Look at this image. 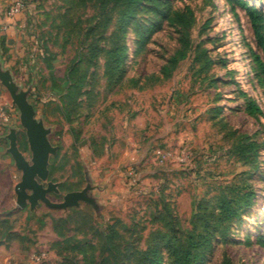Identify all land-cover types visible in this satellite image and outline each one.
Listing matches in <instances>:
<instances>
[{
	"label": "rangeland",
	"instance_id": "rangeland-1",
	"mask_svg": "<svg viewBox=\"0 0 264 264\" xmlns=\"http://www.w3.org/2000/svg\"><path fill=\"white\" fill-rule=\"evenodd\" d=\"M169 1L174 9L191 10L190 41L207 49L209 69L200 72L201 63L191 56L163 79L159 72L178 48L176 30L165 25L137 54L138 29L129 27L123 83L110 86L100 58L73 101L76 92H68V83L50 66L62 75L79 58L94 9L77 10L67 31H58L64 9L57 0H0V67L29 92L35 118L57 148L44 182L56 184L57 191L48 199L60 203L67 193L89 187L92 201L65 209L42 202L17 207L14 188L22 173L8 153L11 130L28 162L31 152L19 111L0 82V264H83L80 243L96 257L88 261L97 264L103 235L113 225L123 236L121 248H144L150 233L162 227L154 217L169 215L164 204L173 224L186 230L198 202L217 196L242 174L255 192L253 203L224 238L216 235L206 264H264V78L254 57L264 65V50L245 10L231 0ZM242 1L262 13L264 24V0ZM142 18L148 21L146 10ZM11 22L12 41L5 35ZM245 96L262 115L247 113ZM213 107L223 108L224 129L212 120ZM229 131L236 133L227 136ZM238 135L257 143L253 164L229 153Z\"/></svg>",
	"mask_w": 264,
	"mask_h": 264
},
{
	"label": "trees",
	"instance_id": "trees-1",
	"mask_svg": "<svg viewBox=\"0 0 264 264\" xmlns=\"http://www.w3.org/2000/svg\"><path fill=\"white\" fill-rule=\"evenodd\" d=\"M64 12L59 15L61 20L58 31H67L72 25V17L79 9L93 8L94 14L91 23L86 27L84 43L77 57L68 67V70L59 73L50 66L51 72L59 80L68 83V92H76L80 96V89L85 85L89 67L103 58L105 72L109 75L110 86L123 83L127 77L126 64L128 45L126 42L129 27L138 30L137 54L145 52L148 44L156 32L168 25L176 30L179 35L178 48L162 66L159 75L169 78L181 61L193 56V62L201 63L200 72L207 71L211 58L206 48L196 45L193 48L189 31L192 27L193 17L189 8L183 11L174 9L169 0H57ZM242 7L251 22L259 46L264 50V24L263 15L257 8L250 7L242 0H231ZM147 11L148 21L142 18V11ZM79 18L77 22H79ZM2 43L4 44V39ZM264 78V65L258 55H254ZM87 66L82 69V66ZM80 75L77 76V73ZM92 75L95 73L92 72ZM260 74V75H261ZM155 77V75H153ZM159 79V77H158ZM139 89L144 86L141 79H130ZM54 85H57L54 82ZM77 104L76 106H78ZM246 111L249 115L257 117L262 115V110L256 101L245 96ZM222 107H213L209 113L213 121L226 127L221 118ZM235 131H229L227 136H234ZM258 145L251 137L238 135L233 138L229 153L237 156L243 163L253 164L257 159ZM255 192L249 184V178L242 174L238 181L225 186L221 192L207 200L202 199L195 207L190 222V228L181 230L178 224H173L168 205L164 204L168 216L164 213L154 217V221L162 225L150 233L147 246L123 247L120 241L123 236L119 234L116 225L108 228L103 235L102 258L97 264H206L207 253L212 246V241L217 234L224 238L231 223L239 220L243 213L253 203ZM86 244V243H85ZM85 244L77 245L78 253L82 255L83 264H92L88 259L96 260L94 255H88ZM89 246V244H88ZM71 251V250H70ZM95 264V263H94ZM222 264H228L226 260Z\"/></svg>",
	"mask_w": 264,
	"mask_h": 264
},
{
	"label": "water",
	"instance_id": "water-1",
	"mask_svg": "<svg viewBox=\"0 0 264 264\" xmlns=\"http://www.w3.org/2000/svg\"><path fill=\"white\" fill-rule=\"evenodd\" d=\"M0 82L9 92L13 105L19 111L21 126L25 129L29 150L31 152V162H28L17 147L14 130L10 131L8 153L11 155L15 167L21 171V179L15 185L16 204L18 208H24L28 203L34 207L38 202L44 203L49 208L65 209L76 205L78 201L92 202L87 197L90 190L86 187L80 192L67 193L60 203H53L48 199L50 192L57 191V185L47 181L49 171L50 156L56 154V147H53L48 140L49 131L41 121L35 118L33 106L28 102L29 92L18 88L11 74L3 71L0 67Z\"/></svg>",
	"mask_w": 264,
	"mask_h": 264
},
{
	"label": "crops",
	"instance_id": "crops-1",
	"mask_svg": "<svg viewBox=\"0 0 264 264\" xmlns=\"http://www.w3.org/2000/svg\"><path fill=\"white\" fill-rule=\"evenodd\" d=\"M12 23V25H13V22H11ZM15 24V23H14ZM15 29V27H14V25L13 26H11V25H9L6 29H5V35H6V37H7V40H10V41H12V36L14 35V30Z\"/></svg>",
	"mask_w": 264,
	"mask_h": 264
}]
</instances>
